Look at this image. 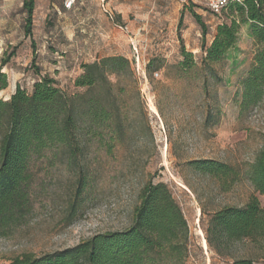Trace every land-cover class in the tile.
Returning a JSON list of instances; mask_svg holds the SVG:
<instances>
[{
	"label": "rangeland",
	"instance_id": "obj_1",
	"mask_svg": "<svg viewBox=\"0 0 264 264\" xmlns=\"http://www.w3.org/2000/svg\"><path fill=\"white\" fill-rule=\"evenodd\" d=\"M23 2L0 0V64L10 57L3 68L9 86L0 97L9 98L17 85L31 92L43 74H55L68 93L83 92L75 86L82 64L109 55L129 58L134 76L115 86L116 104H108L111 117L103 136L88 137L81 157L87 186L78 197L79 167L62 163L63 154L34 160L33 209L25 223L0 235V264L26 252L41 255L127 229L148 180L167 183L188 220L185 264H234L236 258L264 264V238L235 243L231 255L211 251L201 217L202 209L211 214L243 206L253 195L264 207V197L247 178L264 150V98L245 109L240 104L241 81L260 48L248 26H241L237 47L208 68L201 65V45H209L218 24L230 16L211 13L205 0H75L69 9L65 0H35L32 36L25 33ZM192 11L202 16L206 35ZM182 45L197 62L189 71L173 66L183 59ZM153 58L163 64L150 76L147 65ZM111 80L118 83L115 76ZM199 159L226 162L241 179L225 189L191 167L189 162ZM75 200L80 204L74 215Z\"/></svg>",
	"mask_w": 264,
	"mask_h": 264
},
{
	"label": "trees",
	"instance_id": "obj_2",
	"mask_svg": "<svg viewBox=\"0 0 264 264\" xmlns=\"http://www.w3.org/2000/svg\"><path fill=\"white\" fill-rule=\"evenodd\" d=\"M23 6L27 12L25 33L32 36L35 0H24ZM223 11H228L230 21L220 18L222 22L212 42L202 43L201 65L210 68L222 61L237 47L241 26L247 25L260 48L241 81L240 104L245 109L264 98V0L230 1ZM192 13L206 35L207 25L202 16ZM32 46L35 48L34 42ZM181 54L183 59L174 67L182 71L197 67L194 54L184 45ZM9 60L10 57H4L0 64V92L9 86L8 75L3 71ZM162 64L159 58L150 60L147 65L150 76ZM82 69L75 86L84 88L83 92L68 93L55 77L43 74L33 83L31 92L17 85L8 99L0 97L1 236L25 223L32 212L31 167L36 158L63 154L67 160L62 163L81 171L76 197L87 186L81 157L90 138L103 136L109 127L108 104H116L114 88L121 78L134 76V68L129 58L116 54L83 63ZM111 76L118 79L117 84ZM189 164L194 170L216 178L225 189L241 179L236 167L220 160L199 159ZM247 178L264 197V150L250 165ZM139 198L133 223L127 229L98 233L73 247L41 255L26 252L8 264H185L190 252V226L168 184L148 180ZM79 204L78 200L72 203L74 215ZM201 217L208 248L219 256L231 255L237 242L264 238V207L256 195L243 206L228 205L211 214L202 209ZM234 264L254 263L250 258H236Z\"/></svg>",
	"mask_w": 264,
	"mask_h": 264
},
{
	"label": "built area",
	"instance_id": "obj_3",
	"mask_svg": "<svg viewBox=\"0 0 264 264\" xmlns=\"http://www.w3.org/2000/svg\"><path fill=\"white\" fill-rule=\"evenodd\" d=\"M186 1V0H182ZM230 1H241V0H205L208 9L215 15H220L222 11L226 8ZM75 0H65V8H71Z\"/></svg>",
	"mask_w": 264,
	"mask_h": 264
},
{
	"label": "crops",
	"instance_id": "obj_4",
	"mask_svg": "<svg viewBox=\"0 0 264 264\" xmlns=\"http://www.w3.org/2000/svg\"><path fill=\"white\" fill-rule=\"evenodd\" d=\"M51 76H53V77H55L56 78V76H55V74L54 75H51ZM57 79V78H56ZM8 99V98H7Z\"/></svg>",
	"mask_w": 264,
	"mask_h": 264
}]
</instances>
